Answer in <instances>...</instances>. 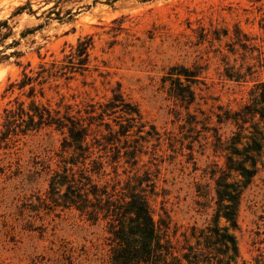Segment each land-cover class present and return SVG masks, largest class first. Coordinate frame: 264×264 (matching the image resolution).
Segmentation results:
<instances>
[{
  "label": "rangeland",
  "instance_id": "1",
  "mask_svg": "<svg viewBox=\"0 0 264 264\" xmlns=\"http://www.w3.org/2000/svg\"><path fill=\"white\" fill-rule=\"evenodd\" d=\"M4 20L0 137L8 102L26 99L7 92L25 67L63 60L80 39L93 45L87 70L52 79L39 96L87 127L85 153L54 128L7 150L0 139V264H110L95 184L121 192L143 182L155 220L170 217L178 247L194 228L214 224L216 187L229 156L239 159L226 143L264 82V0H0ZM111 102L119 107L104 113ZM244 128L254 132L251 121ZM255 156L237 227L220 220L237 239L239 264L264 252V146ZM66 171L70 180H51ZM229 180L246 179L233 171ZM67 181L70 192L59 185Z\"/></svg>",
  "mask_w": 264,
  "mask_h": 264
},
{
  "label": "trees",
  "instance_id": "2",
  "mask_svg": "<svg viewBox=\"0 0 264 264\" xmlns=\"http://www.w3.org/2000/svg\"><path fill=\"white\" fill-rule=\"evenodd\" d=\"M3 27H9L7 20L0 22V42L6 36ZM92 45V38L80 39L77 46H72L71 53L63 60L41 62L37 70L33 68L28 70L29 64L22 70L20 79L10 83L7 92L14 94L18 90L26 99H20L18 96L14 101L10 100L3 110L0 139L4 149L18 147L16 143L23 137L36 134L45 128H54L62 134L68 132L72 145H76V149L85 153L84 144L89 135L87 127L71 114L68 106H65V112H62L61 109L53 108L49 102L39 100V96L45 98V85L52 79H69L75 73L87 70ZM2 53L0 50V62L4 59ZM117 107H119L117 103L111 102L104 113ZM128 107L124 110L127 114L141 116L139 110L131 108L132 106ZM258 114L259 121L256 122ZM238 115L235 118L236 122L240 125L241 121L243 125L228 140L226 150L239 159L229 156V172L224 173L216 187L214 224L205 229L194 228L191 233L185 235V243L181 247L175 244L178 237L177 232L171 231L170 217H161L159 222L155 220L149 197L142 186L143 182L136 185L126 183L121 192L109 183L102 186L95 184L93 189L89 190L96 201L92 206L93 210L103 215L106 231L112 241L110 264L240 263L241 254L237 239L229 227L220 225V220L224 217L227 222L237 227L243 193L253 182L252 179L258 171L255 153L262 151L264 146V134L258 131V126L264 121V82L253 88L251 105L246 107L244 114ZM248 117L250 120H247ZM248 121H251L254 128L251 136L244 133L247 129L244 128V124ZM249 161L251 168L245 164ZM72 163L74 166L77 165V162ZM233 171L239 172L246 180L230 181ZM71 173L75 177V173ZM70 178L71 175L67 171L65 175L56 172L51 180ZM52 185L54 190L58 188L55 183ZM59 185H67L68 192L71 191L70 181ZM73 205L82 213L87 214L89 210L88 206ZM255 264H264V252L255 258Z\"/></svg>",
  "mask_w": 264,
  "mask_h": 264
}]
</instances>
